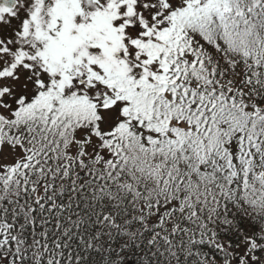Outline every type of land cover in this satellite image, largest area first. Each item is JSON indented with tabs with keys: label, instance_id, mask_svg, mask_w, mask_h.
Masks as SVG:
<instances>
[{
	"label": "snow or ice",
	"instance_id": "obj_1",
	"mask_svg": "<svg viewBox=\"0 0 264 264\" xmlns=\"http://www.w3.org/2000/svg\"><path fill=\"white\" fill-rule=\"evenodd\" d=\"M0 264H264V0H0Z\"/></svg>",
	"mask_w": 264,
	"mask_h": 264
}]
</instances>
